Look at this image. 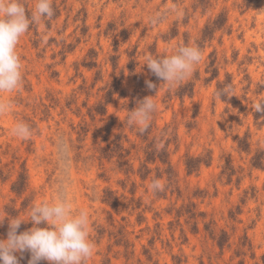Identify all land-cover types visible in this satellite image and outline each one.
Wrapping results in <instances>:
<instances>
[{
	"label": "rangeland",
	"instance_id": "374dc122",
	"mask_svg": "<svg viewBox=\"0 0 264 264\" xmlns=\"http://www.w3.org/2000/svg\"><path fill=\"white\" fill-rule=\"evenodd\" d=\"M23 3L30 15L35 0ZM52 7L54 16L31 25L16 47L20 87L0 92L12 105L0 114V239L8 217L26 218L63 194L74 213H89L94 252L85 264H264V113L256 119L252 108L264 101V0ZM220 14L223 25L201 41ZM180 45L198 47L202 59L169 88L144 58ZM219 83L233 95H216ZM150 95L158 107L141 134L127 115ZM17 122L31 127L29 139L12 134ZM190 159H200L191 171ZM153 179L163 191L149 190ZM16 255L28 264L31 254Z\"/></svg>",
	"mask_w": 264,
	"mask_h": 264
},
{
	"label": "clouds",
	"instance_id": "9594fccd",
	"mask_svg": "<svg viewBox=\"0 0 264 264\" xmlns=\"http://www.w3.org/2000/svg\"><path fill=\"white\" fill-rule=\"evenodd\" d=\"M53 16L52 0H35L30 15L23 0H0V92L11 93L22 83V63L16 51L20 38L31 25ZM159 20V16H154L149 22L156 24ZM201 59L202 52L198 47L180 45L174 54L162 58L145 56L143 64L158 80L173 88L191 76ZM145 84L150 90L156 88L151 80H146ZM216 95L231 97L233 91L230 86H225ZM11 107V103L0 101V114L9 112ZM157 107L153 95L137 100L136 107L127 115L128 125L144 133ZM252 108L255 112L264 113V101L253 103ZM11 132L25 140L33 135L31 127L23 122H17ZM58 152L66 162L68 145L61 142ZM148 188L156 193L164 190V184L153 179ZM5 217H0V226ZM28 221L33 223V227L19 231L21 224ZM42 224L45 226L41 227ZM25 252L31 254L28 264H39L42 260L49 264H85L94 252V244L89 239V213L84 209L74 213L71 202L62 194L55 202L34 204L26 218L8 217L7 238L0 239V264H19L16 253L22 255Z\"/></svg>",
	"mask_w": 264,
	"mask_h": 264
},
{
	"label": "trees",
	"instance_id": "16d2710c",
	"mask_svg": "<svg viewBox=\"0 0 264 264\" xmlns=\"http://www.w3.org/2000/svg\"><path fill=\"white\" fill-rule=\"evenodd\" d=\"M225 20H226L225 16H223V14H220L211 23L207 24L205 26L204 30H203V35H202L201 41H204V39L210 37L212 35V33L217 28H220L223 25V23L225 22ZM218 88H219V90L223 89L224 88V83H221V84L219 83ZM177 94L179 96H182L184 94V89H182V88L179 89L178 92H177ZM261 114L262 113L255 112V118L257 119ZM256 160H257V158H256ZM190 161H192V159H190L189 162H188V164H187V167H188V170L189 171L194 170V169L197 168V162H199L200 159H194V161H196V163L194 162V164L190 163Z\"/></svg>",
	"mask_w": 264,
	"mask_h": 264
}]
</instances>
